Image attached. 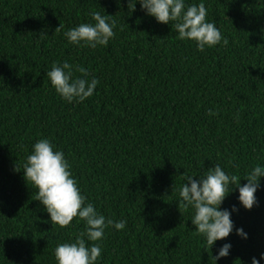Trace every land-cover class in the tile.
<instances>
[{
	"label": "trees",
	"instance_id": "1",
	"mask_svg": "<svg viewBox=\"0 0 264 264\" xmlns=\"http://www.w3.org/2000/svg\"><path fill=\"white\" fill-rule=\"evenodd\" d=\"M128 2L0 0V264H56L57 244L83 229L53 226L24 179L40 138L64 151L97 211L127 221L106 230L100 264H215L223 243L232 249L218 264L264 254V178L251 211L238 189L222 206L239 209L232 220L247 240L233 233L210 250L178 205L184 174L220 164L244 179L264 164V0H203L228 40L204 53ZM93 11L113 16L114 39L95 50L69 44L63 33ZM64 61L100 81L93 97L68 104L57 95L46 72Z\"/></svg>",
	"mask_w": 264,
	"mask_h": 264
},
{
	"label": "clouds",
	"instance_id": "2",
	"mask_svg": "<svg viewBox=\"0 0 264 264\" xmlns=\"http://www.w3.org/2000/svg\"><path fill=\"white\" fill-rule=\"evenodd\" d=\"M137 4L145 15L159 24L170 25L176 30L178 40L192 42L201 53L228 44L217 25L208 20L203 0L199 3H189L188 0H129L128 10L134 13ZM112 17L93 11L90 22L81 23L63 35L69 44L76 47L94 50L107 47L115 37L116 22ZM62 27L57 28L56 32H60ZM44 37L42 34L40 39ZM77 71L81 73L80 76L75 75ZM46 77L57 95L68 104L87 101L94 96L100 83L83 66L67 61L53 63ZM207 115L218 116L219 111L209 109ZM235 119L239 120L238 113ZM232 167L237 166L232 164ZM17 171L20 170L17 168ZM22 171L27 184L30 182L34 186L36 200L50 215L53 226L67 228L73 221L77 224L83 222V229L74 239L57 244L54 251L56 264H100L106 230L111 227L122 231L127 221H114L97 211L96 206L82 194L64 151L50 139L40 138L32 145ZM182 176L184 183L179 188V209L191 210L190 221L196 229L194 232L206 240L210 250L218 241H227L233 233L241 239H248L244 229L236 228L232 220L233 213H238L239 209L235 205L231 209H223L222 206L238 189L239 204L251 211L258 202L256 194L264 178V164L258 163L249 168L244 179L235 172H226L220 164L202 175ZM242 180L247 183L241 185ZM231 249V243H223L212 260L218 264L230 256ZM261 260H264V254L259 259L252 257L251 264H261Z\"/></svg>",
	"mask_w": 264,
	"mask_h": 264
}]
</instances>
